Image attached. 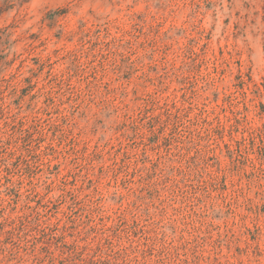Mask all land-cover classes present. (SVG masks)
<instances>
[{"label":"rangeland","instance_id":"rangeland-1","mask_svg":"<svg viewBox=\"0 0 264 264\" xmlns=\"http://www.w3.org/2000/svg\"><path fill=\"white\" fill-rule=\"evenodd\" d=\"M0 264H264V0H0Z\"/></svg>","mask_w":264,"mask_h":264}]
</instances>
